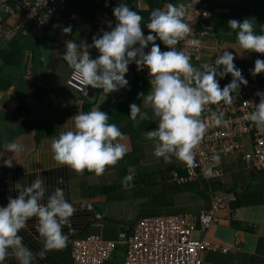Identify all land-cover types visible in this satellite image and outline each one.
Instances as JSON below:
<instances>
[{
  "label": "crops",
  "instance_id": "crops-1",
  "mask_svg": "<svg viewBox=\"0 0 264 264\" xmlns=\"http://www.w3.org/2000/svg\"><path fill=\"white\" fill-rule=\"evenodd\" d=\"M166 1L132 0L128 5L141 15L144 34L149 32L143 27L148 22L151 10L166 7L170 0ZM206 1L212 10L208 22L211 28L207 30L206 38L197 39L202 45L201 60L194 67L212 64L217 55L227 50L233 53L234 65L241 70V74L253 75L250 70L254 61L257 58L264 60V53L240 49L235 32L228 27L227 21L248 18L253 23L254 31L259 33L264 25V0ZM174 2L187 5L188 0ZM119 3L120 0H106L88 16L72 5L67 14L63 13L58 21L41 32L30 31L29 21L25 22L27 31L14 32L13 26L19 16L6 20L16 35L21 59L19 67L6 68L8 74L0 75L1 80L10 81L7 91L0 90L10 93L0 102V206L6 205L9 197L17 195V183L30 184L40 176L46 188L45 201L42 202H46L47 195L55 187H61L65 198L75 209L69 218L70 224L62 227V232L67 235L65 246L48 251L43 258L34 256L32 264H73V240L96 234L105 240L115 241L120 234L131 232L134 223L142 218L183 213L199 216L210 209L211 192L226 198L233 197L236 201H232L227 210L216 213L206 229L199 226L192 233L193 238L205 237L219 247L227 248L225 252L216 250L202 253V263L264 264V172L248 166L241 154L234 152L220 157L219 177L209 187L202 180L184 184L173 182L171 173L181 177L185 175L183 162L175 158L165 162L163 158L153 155V140L147 138L145 133L156 126L155 118L151 109L143 106L142 98L137 97L138 92L147 93L149 90V77L147 69L137 70L135 63L128 65L125 74L128 85L106 95L102 90L90 86L88 96L66 86L71 69L60 58L65 50V41L74 40L78 45L91 44L94 35L98 36L114 26L112 8ZM75 15L77 18L72 20L70 16ZM67 26L71 27V32L64 34L62 28ZM155 43L160 45L162 51L167 50L158 39ZM224 47L229 48L220 49ZM0 51L9 54L11 49L0 43ZM88 51L94 57L97 55L95 48ZM217 79L222 88L232 77L225 74ZM241 89L242 86L232 93L238 94ZM19 101L24 105L22 112L15 108ZM87 102L92 104L91 108L98 106L109 115L108 123L118 126L123 133L120 142L127 146L123 158L114 165L106 166L100 175L87 170L78 173L60 165L52 159L50 151L52 138L64 130L65 122L81 112L82 105ZM130 103L140 105L141 111L146 113L143 119L139 118V114L137 119L129 118ZM11 127L25 130L9 137ZM9 142L16 143L18 149L14 152L3 149ZM244 144H250L248 138L244 139ZM4 160H11L12 166H5ZM129 172L133 173L132 186L124 187L121 180ZM96 185L110 188L107 193H99ZM100 204L102 209L98 208ZM35 223V217L29 219L19 233L22 242L33 253L42 248V238L38 237L33 227ZM121 260L122 251L116 262ZM4 264H18L11 250Z\"/></svg>",
  "mask_w": 264,
  "mask_h": 264
},
{
  "label": "clouds",
  "instance_id": "clouds-1",
  "mask_svg": "<svg viewBox=\"0 0 264 264\" xmlns=\"http://www.w3.org/2000/svg\"><path fill=\"white\" fill-rule=\"evenodd\" d=\"M198 2L188 0L187 5L168 3L164 8L152 9L143 27L149 32L144 34L141 15L120 0L112 8L115 24L110 30L94 35L91 44L78 45L74 40H67L60 55L71 74L84 86L81 91L87 96L89 86L102 90L104 95L126 87L125 74L129 64L135 63L137 70L146 68L150 88L147 93L138 92L137 97L142 98L143 106L150 108L155 118L156 126L145 133L153 140V155L165 162L175 158L190 170L196 167L195 149L208 126L200 119L204 106L221 100L230 102L231 93L247 84L241 70L234 65L232 52L224 50L212 64L196 68L183 48L176 47L191 31L189 23L185 22L187 9H193ZM227 25L235 32L240 49L264 53V25L259 33L254 31L248 18L242 21L229 19ZM62 32L70 33L71 27H63ZM157 39L167 50H161L155 43ZM189 42L199 44L196 40ZM89 48H95L98 55L91 57ZM250 71L253 75L264 72V60L255 59ZM225 74H230L232 79L221 88L217 78H223ZM255 95L259 102L246 118L257 129H264V91ZM128 107L130 119H137L138 114L143 119L146 115L137 103H130ZM108 118L109 115L98 106L71 116L63 125L64 130L50 142L52 159L78 173L87 170L96 175L102 174L106 166L116 164L126 154L127 146L120 142L123 133L116 124L108 123ZM210 120L213 125H219L221 116L212 112ZM3 149L14 152L18 145L9 142ZM211 160L219 162V154L214 152ZM3 163L12 166L11 160ZM132 179L133 173L129 172L122 178L121 185L131 187ZM15 186L17 195L9 197L7 204L0 206V264H4L9 250L14 253L18 264H32L34 256L43 258L48 251L65 246L67 235L62 232V227L70 224L69 218L75 209L61 187H55L47 195L46 202H42L45 201L46 188L40 176L30 184L17 183ZM33 217L36 220L33 227L42 238V248L36 253L22 242L19 235Z\"/></svg>",
  "mask_w": 264,
  "mask_h": 264
},
{
  "label": "built area",
  "instance_id": "built-area-1",
  "mask_svg": "<svg viewBox=\"0 0 264 264\" xmlns=\"http://www.w3.org/2000/svg\"><path fill=\"white\" fill-rule=\"evenodd\" d=\"M70 0H0V17L19 16L14 26L15 32H25V22H31L30 31L40 32L51 22L60 19L62 13L68 10ZM212 10L206 0H199L192 8L187 9L185 22L189 23L191 31L185 40L178 42V49L183 48L194 66L200 62L202 45H193L189 41L207 37L208 25ZM72 20L77 18L71 17ZM69 18V19H70ZM24 30V31H23ZM134 64V63H133ZM246 85H241V92L231 93L230 102L223 100L206 104L200 119L207 123V128L201 142L195 149L196 167L188 169L184 164V176L171 173L173 182L184 184L192 180H202L206 187L219 177V162L211 160L212 154L220 157L239 152L245 163L258 172H264V129H257L246 118L253 110L259 97L258 91H264V85L255 75L245 76ZM66 86L78 94H83L79 81L71 74ZM215 112L221 116V123L213 125L210 115ZM250 144L246 146L244 139ZM211 194V207L208 211L194 214L183 213L175 216L142 218L134 223L131 232L120 234L118 239L103 240L99 235L89 234L84 238L75 239L71 243V258L73 264H106L114 261V257L122 251V260L117 264H203L201 255L204 252L221 250L205 237L193 238L192 233L200 226L206 229L213 217L221 210H227L234 198Z\"/></svg>",
  "mask_w": 264,
  "mask_h": 264
},
{
  "label": "trees",
  "instance_id": "trees-1",
  "mask_svg": "<svg viewBox=\"0 0 264 264\" xmlns=\"http://www.w3.org/2000/svg\"><path fill=\"white\" fill-rule=\"evenodd\" d=\"M104 1H106V0H70L69 1V7H68L67 11H69V9L72 7V5H76L83 12V14L88 16V14L93 12L95 9H98V7H100ZM174 1L175 0H170L168 2L176 4ZM131 2H132V0H126L125 3L130 6ZM165 2H167V1L165 0ZM64 14H67L66 11L64 12ZM85 18H86V16H85ZM6 20H7L6 16L0 17V41H1L0 43H1V45L8 46L11 49V52L9 54H6L4 51H0V75H2V76H5L6 74H8L6 72V68L19 67L20 59H21V54L17 50L18 42H17V39L15 37L16 35L12 31V28L7 24ZM89 53H91V52H89ZM97 55H98V53H97ZM90 56L94 57L92 55H90ZM255 76H256L257 80L264 85V72L258 73ZM9 86H10V81L8 79L6 81H3L0 79V90L7 91ZM23 106L24 105H22V102L19 101L17 103V105L15 106V108L19 112H22ZM91 106H92L91 103H88V102L84 103L82 105V111H85V112L89 111ZM25 113L28 115L27 112H25ZM24 130L22 129V127H18V129H16V130H14L12 128V129H9L8 135H9V137H11L14 134L22 133V131H24ZM95 188L99 193H107L108 189L110 187L96 185ZM235 201L236 200H234L232 203H235ZM232 203L230 205H232ZM128 233H130V231ZM125 234H127V233H125ZM101 239H103V238H101ZM103 240H105V239H103ZM117 260H118V256L114 257V261L106 263V264L120 263V261L116 262Z\"/></svg>",
  "mask_w": 264,
  "mask_h": 264
},
{
  "label": "water",
  "instance_id": "water-1",
  "mask_svg": "<svg viewBox=\"0 0 264 264\" xmlns=\"http://www.w3.org/2000/svg\"><path fill=\"white\" fill-rule=\"evenodd\" d=\"M9 94H10V93L6 94V93L0 91V102H2L3 100H5L6 97H7ZM98 208L102 209L101 204L99 205Z\"/></svg>",
  "mask_w": 264,
  "mask_h": 264
},
{
  "label": "rangeland",
  "instance_id": "rangeland-1",
  "mask_svg": "<svg viewBox=\"0 0 264 264\" xmlns=\"http://www.w3.org/2000/svg\"><path fill=\"white\" fill-rule=\"evenodd\" d=\"M242 74H244V73H242ZM245 76H249V75H247V74H244Z\"/></svg>",
  "mask_w": 264,
  "mask_h": 264
}]
</instances>
